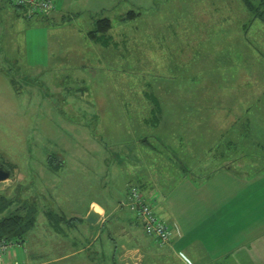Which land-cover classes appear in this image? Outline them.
Masks as SVG:
<instances>
[{
    "label": "rangeland",
    "instance_id": "rangeland-1",
    "mask_svg": "<svg viewBox=\"0 0 264 264\" xmlns=\"http://www.w3.org/2000/svg\"><path fill=\"white\" fill-rule=\"evenodd\" d=\"M6 2H0V162L15 169L13 179L0 182V196L35 198L40 210L23 263L29 253L28 263L37 264L76 250L57 264H89L81 234L88 207L124 194L120 170L109 166L120 151L113 144L125 142L110 139L120 132L111 123L121 119L119 106L126 115L138 112L139 99L162 100L167 116L194 115L216 131L234 116L264 115V23L241 0H53L56 12L41 22L43 14L29 19ZM130 10L141 14L124 20ZM102 17L111 20L110 40L88 46ZM118 158L111 164L129 163ZM50 213L61 218L58 231ZM108 227L95 241L102 252L92 264H114Z\"/></svg>",
    "mask_w": 264,
    "mask_h": 264
},
{
    "label": "crops",
    "instance_id": "crops-1",
    "mask_svg": "<svg viewBox=\"0 0 264 264\" xmlns=\"http://www.w3.org/2000/svg\"><path fill=\"white\" fill-rule=\"evenodd\" d=\"M14 8L24 13L23 8ZM85 41L88 46L96 44L90 35ZM72 59L70 55L65 63L72 64ZM139 100L138 112L124 115L119 106L121 119L111 121L117 122L120 132L110 139L125 140L122 147L113 144L117 148L112 150L120 151L112 152V161L122 155L130 164H112L120 170L123 197L108 204L92 201L85 214L95 208L101 215L97 224L87 223V232L80 231L87 242L82 250L91 252L89 264L101 258L95 241L107 223L112 225L108 230L115 245H111L114 264L116 256L126 264H264V115L234 116L226 129L216 131L194 115L167 116L162 100L151 105ZM130 183L143 190L158 217L171 228L169 243L148 236L130 215L126 204ZM75 252L37 264H57ZM30 258L29 253L23 264Z\"/></svg>",
    "mask_w": 264,
    "mask_h": 264
},
{
    "label": "trees",
    "instance_id": "trees-1",
    "mask_svg": "<svg viewBox=\"0 0 264 264\" xmlns=\"http://www.w3.org/2000/svg\"><path fill=\"white\" fill-rule=\"evenodd\" d=\"M241 1L246 4V6L248 7L247 8L248 11L254 14V18H255L254 20H257V22L261 24L264 23V11H263L264 4L262 0H259L258 5H255L254 0H241ZM10 5L12 6V4ZM259 5L261 7L260 11L258 9ZM14 7H19V6H14ZM23 10H24V15L29 19H33L37 15H40V14H35L29 17L26 13V10L25 9ZM51 14L37 16V21L41 22V16H43L42 19L44 20L46 16H51ZM140 14H141L140 11L130 10L128 12L127 17H124L123 19L126 20L127 18L129 19L131 17H137ZM111 28H112V23L110 18L102 17L101 19H97L96 29L91 31L89 35L94 39L95 42L97 43L101 42L105 44L110 40L109 31ZM148 138L149 137L147 136L145 140L148 141ZM103 142L105 147L106 146L108 147V144L107 143L105 144V141ZM111 162L112 160L110 161L109 166L112 165ZM7 166L12 170V172L14 171L15 169L14 166L8 164ZM134 191L138 193V196L143 202L146 203H152V202L145 197V195L143 194V190L137 184L130 183L128 185L127 187L128 196H127L126 204L128 207L130 206L129 207L130 210L135 212L136 218L138 219L139 222L142 223L139 216L137 215L138 214L137 210L132 209L131 206L132 195L134 194ZM20 192L21 190L19 189V187H17V193L20 194ZM7 210H10V212L7 215L0 218V243H4L11 247V250L8 253H6V255L4 256V262L10 264V263H14L15 261H18L19 259H22V257L19 258V256H22L23 252L26 251V243L28 242V237H30V235L32 234L33 230L36 227L37 216L40 210H39L38 200L35 198L28 197V198H24V200L21 199L16 200L13 198L12 199L6 198L5 196H0V213ZM48 219L55 220L54 223H52L51 225H53V227H55V229L58 231L59 224L57 223V220L61 218H56L55 214H51V217L49 216ZM76 219L81 221V219L78 217H76ZM142 227H143V223H142ZM9 259H11V261H9Z\"/></svg>",
    "mask_w": 264,
    "mask_h": 264
},
{
    "label": "built area",
    "instance_id": "built-area-1",
    "mask_svg": "<svg viewBox=\"0 0 264 264\" xmlns=\"http://www.w3.org/2000/svg\"><path fill=\"white\" fill-rule=\"evenodd\" d=\"M13 6H19L26 10L27 15L35 14L48 15L55 9L52 0H7ZM132 209H136L138 216L143 223L147 235L154 237L160 244H167L173 236L171 228L161 220L156 214V208L153 203L143 202L138 193L134 191L131 201ZM13 249V248H12ZM11 250V247L0 243V261H4V256ZM5 253V254H4ZM23 264L22 259L15 261L13 264Z\"/></svg>",
    "mask_w": 264,
    "mask_h": 264
},
{
    "label": "water",
    "instance_id": "water-1",
    "mask_svg": "<svg viewBox=\"0 0 264 264\" xmlns=\"http://www.w3.org/2000/svg\"><path fill=\"white\" fill-rule=\"evenodd\" d=\"M10 178H14V173L5 163L0 162V182H4ZM100 217V213L97 212L95 208H91L85 220L88 224L95 225L100 220Z\"/></svg>",
    "mask_w": 264,
    "mask_h": 264
}]
</instances>
